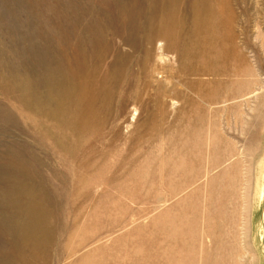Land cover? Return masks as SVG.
<instances>
[{
    "label": "rangeland",
    "instance_id": "1",
    "mask_svg": "<svg viewBox=\"0 0 264 264\" xmlns=\"http://www.w3.org/2000/svg\"><path fill=\"white\" fill-rule=\"evenodd\" d=\"M149 3L0 0V264H264V0H230L235 74L190 76L201 90L173 100L153 81L137 103L139 37L123 42L122 26ZM95 56L112 68L94 123L63 131L82 145L67 158L44 114L68 121L75 62ZM24 84L32 110L4 89ZM154 92L167 93L162 121Z\"/></svg>",
    "mask_w": 264,
    "mask_h": 264
},
{
    "label": "bare ground",
    "instance_id": "2",
    "mask_svg": "<svg viewBox=\"0 0 264 264\" xmlns=\"http://www.w3.org/2000/svg\"><path fill=\"white\" fill-rule=\"evenodd\" d=\"M136 7H140V5L136 4ZM231 7L230 0H150L146 16L140 13L139 8H137L138 10L129 20L126 16L124 25L122 26V41H128V33L134 35L136 39L139 37V40L134 41L130 45L131 53L136 54L137 57L134 62L138 67V71L135 70V72L137 71V76L140 80L138 91L141 93H139V96H136L137 103H142L140 94L147 93L153 81L155 83L169 82L171 84L169 92L173 94L174 90L180 87H185L189 90H201L204 82L202 81L203 83L199 84L188 82L187 78L190 76L211 75L214 78H219L222 75H228V73L235 74V72H229L233 70L232 66L230 67V59H236L235 57L239 54L234 42L233 29L236 14H234L235 12H233L234 10ZM129 21V27H127ZM119 54L117 52L116 56L118 57ZM237 58L242 57L239 55ZM93 59L92 68L84 65L82 61L77 60L75 62L73 73L81 77V80L77 84L79 85V101L81 104L68 112L66 115L69 116L68 121L66 122L47 112L44 114L49 121H52L53 126L60 130L61 135L58 136V132H54V129L51 131L49 126V128L46 127V130H43V135L51 138L59 149L68 154L67 158H78V147L80 145L78 146L76 140L70 144L64 139L68 137L76 139L81 125L87 127L92 122L94 123V99L97 93L105 88L104 81L109 75V69L112 68V65L108 64L103 70V68L101 69V63L103 62L101 57L95 56ZM132 67L135 68L133 65ZM63 74V76L66 75L65 73ZM155 75H157L156 78H154ZM216 83H218L217 80L213 84ZM22 87L23 90L20 88V85L7 86L4 89L7 94L8 90L19 91L20 95L17 92L18 100L23 103L25 108L32 110L35 104L32 96H35V94L30 91L29 87L27 88V85L24 84ZM166 94L160 96L159 93L154 92V96H150L151 104L149 107H152L151 120L153 122L162 121L165 118L163 99ZM181 94L183 93L177 91V93L169 95L172 96L170 98L173 100L176 99L174 98L176 95ZM171 103V106L175 105V101ZM136 113L137 109H134L133 114ZM151 124L153 125V123ZM63 131H68L71 135L66 137Z\"/></svg>",
    "mask_w": 264,
    "mask_h": 264
}]
</instances>
